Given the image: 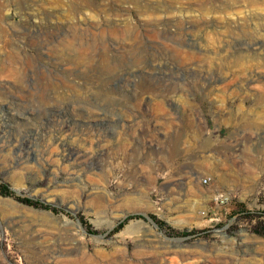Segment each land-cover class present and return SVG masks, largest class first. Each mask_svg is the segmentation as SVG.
I'll return each mask as SVG.
<instances>
[{
  "label": "rangeland",
  "instance_id": "374dc122",
  "mask_svg": "<svg viewBox=\"0 0 264 264\" xmlns=\"http://www.w3.org/2000/svg\"><path fill=\"white\" fill-rule=\"evenodd\" d=\"M233 5L0 0V264H264V11Z\"/></svg>",
  "mask_w": 264,
  "mask_h": 264
},
{
  "label": "bare ground",
  "instance_id": "6f19581e",
  "mask_svg": "<svg viewBox=\"0 0 264 264\" xmlns=\"http://www.w3.org/2000/svg\"><path fill=\"white\" fill-rule=\"evenodd\" d=\"M216 3H218L213 9V11L214 12H219V13H226V12H228V9H230L228 6H226L225 4H223L222 2H216ZM233 3L234 4H236V5H238V6H241L243 9H244V14H245V16L246 17H250V20L248 19V21L246 22V23H250V24H253V22H255V19L253 18L254 16H255V13L254 12H262V11H264V0H233ZM236 5H233V7H236L237 8V6ZM201 9L204 11H208V7L205 5V4H201ZM3 22V21H2ZM1 21H0V28H2L1 27V23H2ZM39 22V21H38ZM4 23V22H3ZM40 23V22H39ZM15 24V23H14ZM14 24L12 25L13 26V28H14ZM18 24V23H17ZM17 24H15V25H17ZM22 24H24L23 22H22ZM21 24V25H22ZM38 24V23H37ZM42 24V23H41ZM43 25V24H42ZM28 26V25H27ZM29 26H30V24H29ZM39 26V25H38ZM109 26V25H108ZM110 26H111V24H110ZM109 26V27H110ZM247 26V25H246ZM246 26H244V27H246ZM20 27V26H19ZM25 27H26V25H25ZM85 27V26H84ZM101 27V26H100ZM27 28V27H26ZM25 28V29H26ZM38 28V27H37ZM41 28H43V27H41ZM80 28V27H79ZM108 28V27H107ZM111 28V27H110ZM115 28V27H114ZM28 29V28H27ZM34 29V28H33ZM33 29H30L31 31H30V33H32V34H34V35H41L42 34V32L44 33L45 31L44 30H42V29H38V30H33ZM116 29V28H115ZM114 29V30H115ZM81 30L83 31L84 29L82 28V26H81ZM0 31H2V30H0ZM86 31V30H85ZM88 31V30H87ZM98 31V30H97ZM3 32H4V30H3ZM69 32V31H68ZM71 32V31H70ZM117 32V31H116ZM15 33V32H14ZM18 33V32H17ZM47 33V32H46ZM61 33V32H60ZM72 33V32H71ZM101 33H103L102 32V30H101ZM1 34H3L2 32H1ZM20 34V33H19ZM57 34V33H56ZM64 34V33H63ZM22 35V34H21ZM20 35V36H21ZM33 35V36H34ZM46 35V34H45ZM48 35V34H47ZM62 35V34H61ZM67 35V34H66ZM102 36L104 35V33L103 34H101ZM100 35V36H101ZM2 36V35H1ZM22 37V36H21ZM43 38H44V36H42ZM1 38V37H0ZM39 38V37H38ZM55 38V37H54ZM48 39V38H47ZM57 39V38H56ZM105 39V38H104ZM1 41V40H0ZM4 42V41H3ZM44 44V43H43ZM264 46V42H255V43H252L251 44V48H253V50H259V49H261L262 47ZM15 53V52H14ZM13 55V54H12ZM12 55H10V56H12ZM9 56V55H8ZM13 57V56H12ZM10 58V57H9ZM19 58V57H18ZM24 58V57H23ZM10 60V59H9ZM11 60H13L12 58H11ZM10 60V61H11ZM16 60V59H15ZM19 60V59H18ZM18 60L16 61V62H18ZM25 60V59H24ZM43 60V59H42ZM20 61V60H19ZM11 62H15V61H11ZM16 62H15V65H16ZM21 62V61H20ZM12 64H14V63H12ZM19 64V63H18ZM21 64H22V62H21ZM12 66V65H11ZM17 66V65H16ZM22 66H24V65H22ZM38 66V65H37ZM20 67V66H19ZM13 68V67H12ZM23 68V67H22ZM21 68V69H22ZM14 69V68H13ZM18 69H20V68H18ZM69 69V68H68ZM7 70V69H6ZM57 70V69H56ZM71 70V69H70ZM15 71H16V67H15ZM21 71V70H20ZM37 71V70H36ZM13 72L14 71H12V74H13ZM17 72H19V70L17 71ZM16 72V73H17ZM42 72V71H41ZM35 73H37V72H35ZM52 73V72H51ZM19 75H20V73H18ZM54 74H56L55 72H54ZM59 74V73H58ZM57 74V75H58ZM13 75H15V74H13ZM18 75V77H20ZM49 75H51L50 73H49ZM56 75V76H57ZM16 76V75H15ZM54 76V75H53ZM70 76V75H69ZM17 77V78H18ZM48 77V76H47ZM16 78V79H17ZM21 78V77H20ZM20 78H18V79H20ZM258 79H255V80H258V81H260V82H263L264 83V76H262V77H257ZM54 79V78H53ZM20 81V80H19ZM28 85V84H27ZM48 86V85H47ZM54 87V86H53ZM43 88V87H42ZM42 88H41V90H42ZM45 88V87H44ZM43 88V90H45ZM259 90L260 91H263L264 92V86H260L259 87ZM45 91H47V89L45 90ZM244 129L245 130H248V131H250V130H256L257 129V126L256 125H253V124H249V125H246L245 127H244ZM73 153H74V151H72ZM69 154V153H68ZM74 155V154H73ZM74 163V162H73ZM73 165V164H72ZM132 203L131 204H133V205H136V203L137 202H139V201H137V200H132L131 201ZM140 204V203H139ZM145 215H146V213H144Z\"/></svg>",
  "mask_w": 264,
  "mask_h": 264
},
{
  "label": "trees",
  "instance_id": "16d2710c",
  "mask_svg": "<svg viewBox=\"0 0 264 264\" xmlns=\"http://www.w3.org/2000/svg\"><path fill=\"white\" fill-rule=\"evenodd\" d=\"M0 194L3 195V196H12V192L9 191L8 187L7 186H1L0 187ZM16 200L21 202L22 204H25L27 206H31V207H39V208H42V209H45V210H50L52 212H56V209L55 208H52L51 206L49 205H45V204H42L38 201H33V200H30V199H26V198H20V197H16ZM132 218H143L142 216H133V217H128V218H125L124 220H122L121 222H119V224L113 229V233H116L118 232L120 229L123 228V226L125 225L126 222H128L130 219ZM152 219L158 224L160 225V223L158 221H156V219L154 217H152ZM195 231H183V232H176V231H172V236H189V235H192L194 234Z\"/></svg>",
  "mask_w": 264,
  "mask_h": 264
},
{
  "label": "built area",
  "instance_id": "2783aa9c",
  "mask_svg": "<svg viewBox=\"0 0 264 264\" xmlns=\"http://www.w3.org/2000/svg\"><path fill=\"white\" fill-rule=\"evenodd\" d=\"M203 182L206 183L207 181L204 179Z\"/></svg>",
  "mask_w": 264,
  "mask_h": 264
}]
</instances>
